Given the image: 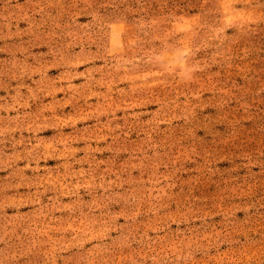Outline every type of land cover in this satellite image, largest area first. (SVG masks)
<instances>
[{
  "label": "rangeland",
  "instance_id": "1",
  "mask_svg": "<svg viewBox=\"0 0 264 264\" xmlns=\"http://www.w3.org/2000/svg\"><path fill=\"white\" fill-rule=\"evenodd\" d=\"M0 264H264V0H0Z\"/></svg>",
  "mask_w": 264,
  "mask_h": 264
}]
</instances>
